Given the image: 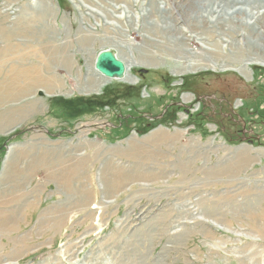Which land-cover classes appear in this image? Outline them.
<instances>
[{
  "label": "rangeland",
  "instance_id": "1",
  "mask_svg": "<svg viewBox=\"0 0 264 264\" xmlns=\"http://www.w3.org/2000/svg\"><path fill=\"white\" fill-rule=\"evenodd\" d=\"M99 1L0 0V29L23 31L7 42L23 40L24 67L40 66L62 87L35 85L0 108V264H264V64L245 74L221 69L242 63L230 61L220 30L195 23L208 0H116L115 10L113 0ZM158 9L176 30H164ZM258 10L264 22L261 2ZM144 30L157 33L147 44ZM205 30L221 45L214 65L202 41L177 38ZM230 30L241 50L243 37ZM169 38L191 55L171 52ZM42 45L54 51L33 57ZM107 47L135 83L96 74L95 56ZM190 61L202 62L193 69ZM159 131H178V141L158 143ZM130 140L147 151L123 155ZM12 146L21 172L6 177ZM240 147L252 160L227 172Z\"/></svg>",
  "mask_w": 264,
  "mask_h": 264
},
{
  "label": "bare ground",
  "instance_id": "2",
  "mask_svg": "<svg viewBox=\"0 0 264 264\" xmlns=\"http://www.w3.org/2000/svg\"><path fill=\"white\" fill-rule=\"evenodd\" d=\"M112 2H114V4H113L114 10L116 8L120 9V7H122V6L119 7V5H118L119 1L113 0ZM112 2H107V1L104 2L105 5L102 6V8L107 10L108 6H110V4ZM260 2L264 6V0H208L199 7L198 10L200 13H199V16H196L195 19H197V20L195 21V23L196 22L197 23L202 22L201 20L207 21L210 24V26H209L210 28H207V29L211 30L212 35L216 32L215 29H217V31L220 30L219 33L216 32L217 36H221L224 39V41H229L231 44L229 46L228 51H227V54L231 55V57H232V58H230V61H232L234 64L235 63H242L241 68H239V69L237 67H235V65H233V64L232 65L228 64L227 66H221V69H224V68L230 69V67H232L235 69V71L237 69L240 74L241 73L245 74L246 73L245 72L246 67L249 66V64L251 65L253 63L259 67H260V64H264V44L262 42L261 43L258 42L259 40H264V36H263V34L257 32L256 23H255V22H257V23L261 24V26L264 27V22L260 21V19H259V15H260L259 10L255 11V9L260 4ZM177 4H179V3H173L172 5L176 6ZM180 4H181V2H180ZM184 4H181V5H184ZM243 5L245 6V8L242 7ZM158 10L161 11V13L166 12V10H163V9L162 10L158 9ZM142 11L144 12L143 8H142ZM163 13H162V15H160L161 18L159 19V21L164 18V21H162V24L164 25V30H166V31L170 30L171 32H172V30H176L177 29L176 25H174V23H171L169 25L168 18L166 16L164 17ZM242 14L245 16H248L249 19H255L258 21H252V20L245 21L242 19L240 20L239 15H242ZM125 16L128 18V20H126V22L133 23L134 20H129V18H130L129 15H125ZM114 17L122 20L121 14H114ZM142 18L144 19L145 16H143ZM105 23L107 25H112V27H115V29H116V27L120 28V22L119 21L109 19L108 21H105ZM148 23H149V25H151L153 23V24H155V26H157L159 24L158 21H153V20L151 22L148 21ZM222 23L224 25L227 24L231 30L228 28L225 31V30H223L224 28H222V27L219 28L220 27L219 24H222ZM244 26H245V29L243 28ZM229 30L233 31V33L239 34V37L240 36L243 37L245 44L241 50L237 49L238 42L236 41V39L233 38L234 34L232 35L231 34L232 32L231 33L228 32ZM166 31H164V33ZM206 31H208V30H205L199 34H196L197 35L196 37H194V36L192 37L191 35L188 36L186 34H183V32H182L181 35H180V33L178 34L179 36H177V38L180 37V40H184L183 44H185V41L190 42V38L192 39V41H195V39L200 40V42L202 41L201 45L204 47V49H202L201 52L202 53L206 52V55L208 56L207 60H209L211 62V64L213 63L212 65H214L216 63L217 59H223L224 57H221V56H223L222 51H221V45H218V43L216 41L215 42L213 41V43H212V40H210V39L208 40V37H207L208 35L206 34L207 33ZM241 31H243V32H241ZM1 32L3 34L2 37H4L3 38L4 45H2V47L0 48V55L2 56L0 58V108L6 103L16 102L20 98L27 97L28 95L33 93V91H34L33 87L35 85L41 86L44 89V92H49V93L50 92L52 93L54 88H59V89L62 88L61 83H59V80L57 78H55V76H53V74H50V75H47V73L43 74L42 71L40 70V66L33 64L31 66H25L24 67L23 55L24 54L26 55L27 53L23 54V48H24L23 47V40L18 41V42H16V40H14V42L12 44H8L7 41L10 38L15 39V37H17L18 35L23 38V31L22 32L13 31V30L11 31V30L7 29V30H1ZM144 32H145V35H144V37H142V39H143V42L146 44H147V42H151L152 40H154V37L157 34V33L148 34L149 33L148 30H144ZM122 34L124 36V34H125L124 31L122 32ZM254 34L256 35L255 40L253 39ZM157 37H160V36L157 35ZM163 38H166V36H164ZM83 39H84V37H83ZM159 39H162V37H160ZM120 41H123L122 36L119 37V41H115V43H117V45H119ZM248 41H251V42L248 43ZM125 42L129 43L130 39H126ZM167 42H169V49L171 52H172L171 48L175 47L179 50V52H182V53L184 52V54L186 53V54L191 55V53H192L190 50L184 48L185 45L182 46L181 44H176L175 42H174V44H172L173 40H171L170 38L167 40ZM159 46L163 48V44H160ZM29 47H31V45ZM29 47H28V49H29ZM245 47L248 48L247 54L244 53ZM107 48H109V47H107ZM142 49H143V47H142ZM258 50H259V52H258ZM32 51H31L32 52L31 55L33 57H37L43 53L44 54L45 53L50 54L51 51H54V49H53V45H49V46L42 45L40 48H38V50L32 49ZM175 55H177V54H175ZM228 55H226V56H228ZM186 57L188 58V56H186ZM211 57H213V58H211ZM64 58H65V55H64ZM191 61L185 62L186 67L188 66V67L194 69V68H197L198 66H200L201 62H202V61H195V62H191ZM63 62H65V60H63ZM8 63H9V66L7 67V70L4 72V74H1L3 66H6V64H8ZM18 64L20 65L19 66L20 68H16V66ZM234 69H232V70H234ZM95 72L97 75H99L96 70H95ZM247 72L249 73V75H247V76L249 78L252 77V73H251L252 71H247ZM127 76H128V73L126 74V77H124L123 80H121V81L127 80L130 84L135 83V79H134L135 77L133 78V77H127ZM112 80L116 81V79H108L107 83L112 82ZM94 81L95 80H93L92 82H94ZM95 84L99 86V85H102L104 83L101 82V84H100V82L99 83L96 82ZM96 85H91L90 88H88V89L91 90L92 87H95ZM19 109H23V106ZM23 110H26V109H23ZM0 128H1V126H0ZM155 135L158 136L157 140L159 142L156 140L158 143H161L162 141L164 142L168 138H169V140L171 139L173 142H176V141H178V138H179L178 131H176L175 134L170 136V137H168V135L166 133L164 134L163 131L162 132L161 131L156 132ZM128 145H129L128 146L129 148L126 149L127 151L123 153V155H125V156H127L129 153L135 154V151H136V154H138L139 151L140 152L147 151L146 149L145 150L142 149L140 146H138L132 140H130ZM19 149L20 148L17 149V147H15V146L9 147V153L7 155L8 158L5 162L6 166L4 164V168L7 170L6 171V177H9V175L11 176V174H12V176L15 177V176H18V174L21 172L19 170V168H16V166H17L16 162L19 160V158L21 156V152L19 151ZM248 151L249 150H247L244 147L238 148V150L234 156V159L232 161H229V163H228V171L227 172H232V170H235V169L238 170L237 168H239L240 166H244V165L248 164L252 160V158L248 157ZM23 156H25L24 152H23ZM130 157L132 158V155H130ZM108 167H106V169ZM8 172H9V174H8ZM220 172H221V170H219V173ZM108 174L109 173L106 174V170L101 171V181H103V183L105 181V183L107 185H109V184H108V181L106 180V178H108V177L110 178V176H108ZM114 177H115V175H114ZM10 217H11V215H8V217H7L8 220L10 219Z\"/></svg>",
  "mask_w": 264,
  "mask_h": 264
},
{
  "label": "water",
  "instance_id": "3",
  "mask_svg": "<svg viewBox=\"0 0 264 264\" xmlns=\"http://www.w3.org/2000/svg\"><path fill=\"white\" fill-rule=\"evenodd\" d=\"M94 69L103 77L121 80L125 76L126 65L112 47L101 49L95 56Z\"/></svg>",
  "mask_w": 264,
  "mask_h": 264
}]
</instances>
